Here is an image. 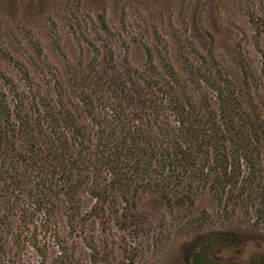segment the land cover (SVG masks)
Returning a JSON list of instances; mask_svg holds the SVG:
<instances>
[{"label":"trees","instance_id":"trees-1","mask_svg":"<svg viewBox=\"0 0 264 264\" xmlns=\"http://www.w3.org/2000/svg\"><path fill=\"white\" fill-rule=\"evenodd\" d=\"M147 56L149 65L133 72L128 86L121 77L106 84L84 74L91 94L79 92L92 129L66 112L68 134L51 111L43 120L23 92L8 100L0 91V255L12 247L8 264L21 258L27 239L35 242L29 223L38 212L47 225L62 213L74 230L101 209L103 225L112 222L127 236L138 234L139 194H159L167 204L182 196L193 204L208 192L219 206L254 212L264 223V106L252 99L244 104L213 55L195 63L185 57L187 78L170 63L162 73L156 71L149 49ZM206 90L213 92L214 102ZM85 194L94 200L86 211ZM22 195L32 207H21L14 226L13 211ZM233 236L205 235L185 254V262L235 264L210 255L219 241L235 243ZM32 246L42 264L46 249ZM87 246L91 264H100L95 243ZM57 248L54 264H73V253L61 243Z\"/></svg>","mask_w":264,"mask_h":264},{"label":"rangeland","instance_id":"rangeland-1","mask_svg":"<svg viewBox=\"0 0 264 264\" xmlns=\"http://www.w3.org/2000/svg\"><path fill=\"white\" fill-rule=\"evenodd\" d=\"M147 49L156 71L170 63L184 78L185 57L195 63L213 55L244 104L252 99L264 106V0H0V91L8 100L23 92L43 120L51 111L68 134L66 112L92 129L79 92L91 94L84 74L106 84L121 77L128 86L132 73L149 65ZM82 199L86 211L94 200L87 194ZM135 203L142 229L134 236L112 222L103 225L101 209L74 230L62 213L48 225L42 212L35 213L29 228L37 234L34 245L47 251L42 264H54L60 243L73 253V264H91L92 243L100 264H187L188 250L214 233L233 234L236 241L219 238L210 250L214 258L264 264V223L254 212L223 208L208 192L193 204L182 196L167 204L159 194H139ZM21 207H32L25 195L13 211L14 226ZM33 243L27 239L16 264H40ZM11 248L0 255V264L9 263Z\"/></svg>","mask_w":264,"mask_h":264}]
</instances>
